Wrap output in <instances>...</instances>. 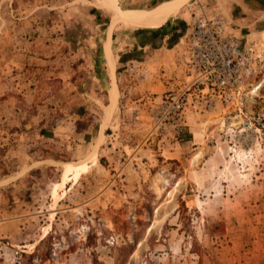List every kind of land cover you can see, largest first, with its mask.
I'll return each mask as SVG.
<instances>
[{"label":"rangeland","instance_id":"obj_1","mask_svg":"<svg viewBox=\"0 0 264 264\" xmlns=\"http://www.w3.org/2000/svg\"><path fill=\"white\" fill-rule=\"evenodd\" d=\"M173 1L179 33L197 1L238 28L225 0H0V264H264V131L234 145L240 119L219 101L159 125L184 82L156 90L162 33L118 19ZM237 31L257 55L255 113L264 24Z\"/></svg>","mask_w":264,"mask_h":264},{"label":"built area","instance_id":"obj_2","mask_svg":"<svg viewBox=\"0 0 264 264\" xmlns=\"http://www.w3.org/2000/svg\"><path fill=\"white\" fill-rule=\"evenodd\" d=\"M194 5L199 11L192 17L186 47L179 56L186 78L175 92L162 98L157 123L180 128L187 108L206 111L219 101L240 119L237 125L229 124L226 128L230 141L234 145L251 143L257 140L255 134L264 131V105L255 113L248 111L245 105L248 93L242 83L256 64L257 55L242 36L228 30L222 18L208 15L205 4L197 1ZM260 87L261 84H256L251 93L258 97Z\"/></svg>","mask_w":264,"mask_h":264},{"label":"crops","instance_id":"obj_3","mask_svg":"<svg viewBox=\"0 0 264 264\" xmlns=\"http://www.w3.org/2000/svg\"><path fill=\"white\" fill-rule=\"evenodd\" d=\"M225 1H226L225 3L227 4H225L224 6L222 5L223 3L222 1L220 2L218 0V3L220 4V6L221 5L223 6L222 8L223 13L227 17L228 21L233 24V28H237V27L239 28V26L242 25L244 28L248 29L249 34H251L255 32V31L253 32L254 28L257 27L260 28V25L264 24L263 22L259 21L260 18H264V11H261V9L259 10V5H258L259 0H225ZM179 6L180 3L178 2L176 3V1H173L171 3L163 5L162 7H160V9L150 14H143L136 12H128L121 14L118 12L119 14L118 19L121 21H123L124 19V21H127L128 23L132 24L135 23V21H133V18L136 16L137 19H139L138 18L139 16L140 19H142V24H140L143 25L142 27H146L145 29H150V30L153 28L158 29L154 31H159L162 33L161 38H159L158 39L159 41L157 42L158 44L157 51L162 56L159 59V63H162L164 73H162V75L159 76L157 83L154 86L155 89L158 91H164L170 88H177V86L181 85L184 82V79L186 78L185 72L178 61L179 59L178 56L184 49L183 43L185 42L184 40L186 39V35L190 30L189 23L191 20L187 22L186 27L180 33L178 32L177 27L173 30L171 24L165 26L166 23H164L165 21H167V18L169 16H171L177 11ZM160 13L164 14L165 16L164 20L155 23L154 19L158 17L156 15ZM187 14H185L186 18L184 17V19L186 20L188 19ZM237 29H235L236 31L232 29L230 30H232L235 33H238L239 31H237ZM256 32L255 33L258 34L259 31ZM108 44H109L108 47L109 52L106 51V46H105V52L108 55V56L106 55L107 60L111 62L110 43ZM112 95L115 96L114 87L112 88ZM187 140H191V138Z\"/></svg>","mask_w":264,"mask_h":264},{"label":"bare ground","instance_id":"obj_4","mask_svg":"<svg viewBox=\"0 0 264 264\" xmlns=\"http://www.w3.org/2000/svg\"><path fill=\"white\" fill-rule=\"evenodd\" d=\"M130 15H133V14H130ZM156 16H158V17H156L155 19H154V22L155 23H157V22H161L162 20H164V14H162V13H160V14H158V15H156ZM138 18L139 19H137V17L135 16L134 18H133V21H135V23H137V24H142V19H140V17L138 16ZM144 20V19H143ZM153 21V20H152ZM148 22V21H147ZM165 216L163 215L161 218H158V223H161L162 221H164V218Z\"/></svg>","mask_w":264,"mask_h":264},{"label":"trees","instance_id":"obj_5","mask_svg":"<svg viewBox=\"0 0 264 264\" xmlns=\"http://www.w3.org/2000/svg\"><path fill=\"white\" fill-rule=\"evenodd\" d=\"M73 31V34L74 36L73 37H76V40L81 36V35H84L85 31L84 30H72ZM35 129V128H34Z\"/></svg>","mask_w":264,"mask_h":264}]
</instances>
